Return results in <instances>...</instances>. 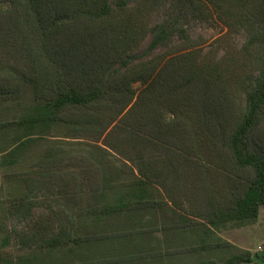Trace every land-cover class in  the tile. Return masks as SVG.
Segmentation results:
<instances>
[{
    "label": "trees",
    "instance_id": "obj_1",
    "mask_svg": "<svg viewBox=\"0 0 264 264\" xmlns=\"http://www.w3.org/2000/svg\"><path fill=\"white\" fill-rule=\"evenodd\" d=\"M179 2L228 32L249 27L242 55L258 75L244 107L226 95L229 78L245 73L242 64L233 74L232 56L217 61L191 50L128 64L127 52L148 32L151 50L174 35L184 47L194 43L181 23L150 27L145 0H0L7 214L29 219L45 210L23 236L27 251L0 252V264H159L161 255L144 259L153 232L172 243L197 230L190 219L158 218L162 191L153 183L168 192L169 182L180 189L186 177L191 189L205 184L200 205L209 226H202L216 241L208 249L228 253L199 264H264V253L214 231L255 223L264 205V135L256 136L264 119V0ZM123 237L125 254L109 261Z\"/></svg>",
    "mask_w": 264,
    "mask_h": 264
},
{
    "label": "rangeland",
    "instance_id": "obj_2",
    "mask_svg": "<svg viewBox=\"0 0 264 264\" xmlns=\"http://www.w3.org/2000/svg\"><path fill=\"white\" fill-rule=\"evenodd\" d=\"M145 1L149 4L150 27H155L160 24L170 25L173 22L181 23L184 25L189 37L194 43L192 46H189L192 48L184 47L181 39L177 35H174L166 41L165 44L159 45L151 50L150 45L153 40V33L148 32L138 43L136 48L127 52L129 58L128 64L130 66L144 64L156 57L169 53L191 50H199L203 58L215 56L217 61H222L225 57L232 56L234 59L233 74L236 75L238 73V67L242 64H244L245 73L240 74L239 78H242H240V81L239 78L238 80L236 78L234 79V76L231 77V79L229 78V84L233 86V92H227L226 95L229 96L228 99L234 107L236 106V108H238L240 105L244 107L246 104L247 92L251 87L252 76L254 78L258 75L257 70H252L251 65L242 55V50L250 36L249 27L245 26L239 33H231L228 32L226 27L217 21L216 18H202L197 9L189 8L182 2H179V0ZM134 4L135 0H131V5L133 6ZM116 68L121 71L125 69L120 63ZM132 88L136 92V95H138L144 88V84L141 81H137L132 84ZM263 132L264 119L257 131V138L258 136L263 137ZM85 140L89 141L91 139L87 138ZM208 153L207 150L200 152L196 159L201 162V155L207 157ZM183 155H185V153H183ZM204 160L206 163L210 162L206 158H204ZM1 172L3 173H1L3 180L2 185H4L1 188L3 193L0 191L1 198L4 196L7 198L9 182L6 177L5 169L1 168ZM197 184V190L191 189L188 178L186 177L185 180L179 183V185H181L180 189H176L175 186L173 187L169 182V190L167 192L163 190L160 184L153 183L155 189L157 188V190L162 191V199L157 196L158 203H156L157 205L155 206V214H157L158 218L160 220L166 219L172 224L179 221L182 222L184 219H190L193 223V229L197 230V234H193L197 238L191 234H185L186 236L183 234L181 238L170 243L168 240H165L164 233H162L161 229L158 231L156 230V232H153L152 238L147 242L146 247H149V253L144 255V259L149 260L155 257V260L161 255L164 261L159 264H199L201 261L207 259L219 261L221 257L228 255L227 252H224L225 248H223V250L215 249L213 245L211 249H208V243L211 242L214 244L216 241L215 237L202 226H209L201 212L203 207L200 205V200L206 198V190L203 182L198 180ZM184 187H186V189H184ZM44 212L45 210L43 208H36L33 210L32 218L25 219L14 216L9 219V221L3 225L6 229V233H0V252L6 255H18L19 253L26 252L27 248L22 243L23 236L30 232L32 220L37 219L39 215ZM214 231L216 236L241 250L250 251L252 253H264V205L260 207V215L255 223L242 227L230 225L222 231ZM5 236L8 238L4 239ZM126 238L127 237H123L121 239V243L124 245H120L108 256L107 259L109 261L113 262L125 254L126 251L123 248L125 247ZM6 240L7 243L3 245Z\"/></svg>",
    "mask_w": 264,
    "mask_h": 264
},
{
    "label": "crops",
    "instance_id": "obj_3",
    "mask_svg": "<svg viewBox=\"0 0 264 264\" xmlns=\"http://www.w3.org/2000/svg\"><path fill=\"white\" fill-rule=\"evenodd\" d=\"M1 173L2 172H1V167H0V191L3 193V191L1 190V188L4 186V185H2V182H3L2 174L3 173L2 174ZM1 192H0V233H6V229L3 227V225L5 223H7L9 221V219L13 218L14 216H9L7 214V205H8L7 204V199H8V195H7V198H6V196L1 198ZM7 238L8 237L5 236L4 239H7Z\"/></svg>",
    "mask_w": 264,
    "mask_h": 264
},
{
    "label": "built area",
    "instance_id": "obj_4",
    "mask_svg": "<svg viewBox=\"0 0 264 264\" xmlns=\"http://www.w3.org/2000/svg\"><path fill=\"white\" fill-rule=\"evenodd\" d=\"M262 249V248H261ZM263 252H264V250H263Z\"/></svg>",
    "mask_w": 264,
    "mask_h": 264
}]
</instances>
